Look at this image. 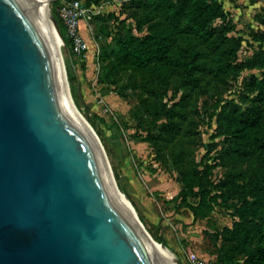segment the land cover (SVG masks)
I'll use <instances>...</instances> for the list:
<instances>
[{
    "label": "rangeland",
    "instance_id": "1",
    "mask_svg": "<svg viewBox=\"0 0 264 264\" xmlns=\"http://www.w3.org/2000/svg\"><path fill=\"white\" fill-rule=\"evenodd\" d=\"M61 1L54 5L60 20ZM78 1L87 10L80 22L87 50L78 54L65 34L61 55L67 81L75 79L68 83L73 103L96 133L116 186L180 264L190 253L245 264L259 226L235 209L251 197L261 164L224 128L232 111L249 113L264 94V0H221L234 29L225 32L217 20L203 29L205 38L169 9L180 0ZM134 39L149 44L151 60L133 58ZM182 49L204 67L173 68L169 57ZM200 195L213 207L207 216L195 211Z\"/></svg>",
    "mask_w": 264,
    "mask_h": 264
},
{
    "label": "water",
    "instance_id": "2",
    "mask_svg": "<svg viewBox=\"0 0 264 264\" xmlns=\"http://www.w3.org/2000/svg\"><path fill=\"white\" fill-rule=\"evenodd\" d=\"M52 1L0 0V264H164L73 103Z\"/></svg>",
    "mask_w": 264,
    "mask_h": 264
},
{
    "label": "trees",
    "instance_id": "3",
    "mask_svg": "<svg viewBox=\"0 0 264 264\" xmlns=\"http://www.w3.org/2000/svg\"><path fill=\"white\" fill-rule=\"evenodd\" d=\"M58 1L53 0L51 2L50 10L58 30L65 40L64 27L54 11V5ZM169 9L177 12V14L180 13L181 17L189 23V26L197 29L203 38L206 37L203 34V29L217 20L225 24V32H231L234 29L230 21L226 22L227 14L222 8L221 0H180L179 3L172 4ZM133 43L135 44L131 54L135 60L148 62L153 58V52L146 41L134 39ZM197 55L194 51L182 49L181 52L175 53V56L169 57L168 62L173 68L193 72V70H200L204 67L203 63H197ZM68 83L72 87L75 79L68 75ZM224 129L227 138L233 145L241 149L252 150L261 164V178L251 197H244L235 209V216L242 220L252 219L259 226L257 243L253 252L247 256L245 264H264V94L258 96L256 106L249 113L238 114L236 111H232L225 119ZM207 199L206 195H200V202L195 207V211L204 216L213 210ZM152 238L157 243L163 242L168 249L163 240L155 235H152Z\"/></svg>",
    "mask_w": 264,
    "mask_h": 264
},
{
    "label": "built area",
    "instance_id": "4",
    "mask_svg": "<svg viewBox=\"0 0 264 264\" xmlns=\"http://www.w3.org/2000/svg\"><path fill=\"white\" fill-rule=\"evenodd\" d=\"M87 10L78 0L66 3L61 1L59 5V14L64 27L65 34L78 54L87 50V44L80 34V22ZM188 264H213L209 261L200 259L190 253L188 255Z\"/></svg>",
    "mask_w": 264,
    "mask_h": 264
},
{
    "label": "bare ground",
    "instance_id": "5",
    "mask_svg": "<svg viewBox=\"0 0 264 264\" xmlns=\"http://www.w3.org/2000/svg\"><path fill=\"white\" fill-rule=\"evenodd\" d=\"M42 3L45 2V0H40ZM53 30V34H54V37H55V40H56V44H57V47H58V51L61 52V48H62V43L58 40V37L56 36V33ZM73 106V105H72ZM74 108V107H73ZM84 121V119H83ZM85 122V121H84ZM115 182V181H114ZM115 187H116V190L119 194V196L121 197V199L123 200V202L126 204V206L129 208V210L132 212L131 210V203L129 202V200L127 199V197L120 192V190L118 189V187L116 186V184L114 183ZM133 214V213H132ZM149 235V234H148ZM148 239L150 240V242L152 243V245L154 246L155 250L157 251V253L159 254L160 258L162 259L163 263L164 264H173L172 262V256H171V253L168 252L166 249H164L163 247H161L160 243H157L150 235L148 237Z\"/></svg>",
    "mask_w": 264,
    "mask_h": 264
},
{
    "label": "crops",
    "instance_id": "6",
    "mask_svg": "<svg viewBox=\"0 0 264 264\" xmlns=\"http://www.w3.org/2000/svg\"><path fill=\"white\" fill-rule=\"evenodd\" d=\"M89 58H90V57H89V55H88V56H87V58H86V59H87V61H89Z\"/></svg>",
    "mask_w": 264,
    "mask_h": 264
}]
</instances>
